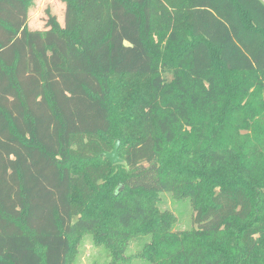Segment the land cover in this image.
I'll return each mask as SVG.
<instances>
[{"label":"trees","instance_id":"16d2710c","mask_svg":"<svg viewBox=\"0 0 264 264\" xmlns=\"http://www.w3.org/2000/svg\"><path fill=\"white\" fill-rule=\"evenodd\" d=\"M60 1L62 26L29 30V0H0V264H67L96 228L114 255L151 232V264H264V1Z\"/></svg>","mask_w":264,"mask_h":264},{"label":"rangeland","instance_id":"374dc122","mask_svg":"<svg viewBox=\"0 0 264 264\" xmlns=\"http://www.w3.org/2000/svg\"><path fill=\"white\" fill-rule=\"evenodd\" d=\"M264 1V0H263ZM54 15L58 23L62 26L64 16V3L60 0H29V7L27 11L26 27L29 30H44L47 29L45 22L47 15ZM178 19L174 24L176 27H181L184 24ZM164 77L166 79L171 77V72L165 71ZM128 78L116 77L113 83L120 82L124 84ZM133 81V79H131ZM148 78L143 77L139 79V85L145 86ZM123 127L112 124V130L107 135V140L110 144V150L113 148L115 140H120L117 133L122 131ZM121 141V140H120ZM109 150V151H110ZM118 155H122V146L118 148ZM107 166V174L96 182V192L104 194L107 198H113V193L117 192V198H122L123 187L119 184L118 178L121 173L123 162L119 164H112L109 160H103ZM99 162H101L99 160ZM157 206L160 210H168L172 212L174 217L173 230H183L192 226V210L188 199H177L172 193H159V200ZM144 224V223H141ZM97 230V228H96ZM96 230L93 233L82 231L72 237V248L67 264H151L145 258L140 257L142 247L150 242L151 232L134 233L130 231L125 243L124 251L114 255L109 250L108 244H103L96 237Z\"/></svg>","mask_w":264,"mask_h":264},{"label":"water","instance_id":"95a60500","mask_svg":"<svg viewBox=\"0 0 264 264\" xmlns=\"http://www.w3.org/2000/svg\"><path fill=\"white\" fill-rule=\"evenodd\" d=\"M118 146H119V140H115L113 143L112 150L105 153V157L108 158L112 163H116L120 161L119 155H118Z\"/></svg>","mask_w":264,"mask_h":264}]
</instances>
